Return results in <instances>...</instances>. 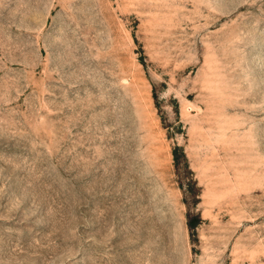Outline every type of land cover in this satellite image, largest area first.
<instances>
[{
	"label": "rangeland",
	"instance_id": "1",
	"mask_svg": "<svg viewBox=\"0 0 264 264\" xmlns=\"http://www.w3.org/2000/svg\"><path fill=\"white\" fill-rule=\"evenodd\" d=\"M0 264H264V0H0Z\"/></svg>",
	"mask_w": 264,
	"mask_h": 264
}]
</instances>
